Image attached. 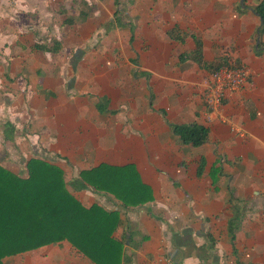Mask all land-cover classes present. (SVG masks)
<instances>
[{
    "label": "crops",
    "instance_id": "crops-1",
    "mask_svg": "<svg viewBox=\"0 0 264 264\" xmlns=\"http://www.w3.org/2000/svg\"><path fill=\"white\" fill-rule=\"evenodd\" d=\"M259 2L0 0V166L46 160L83 205L119 211L121 264H264ZM221 58L249 77L210 109L203 63ZM193 123L208 129L199 146L170 127ZM101 165L137 174L134 203L68 184ZM3 262L95 264L67 241Z\"/></svg>",
    "mask_w": 264,
    "mask_h": 264
},
{
    "label": "trees",
    "instance_id": "trees-1",
    "mask_svg": "<svg viewBox=\"0 0 264 264\" xmlns=\"http://www.w3.org/2000/svg\"><path fill=\"white\" fill-rule=\"evenodd\" d=\"M254 11L261 19V32L264 30V0H260ZM189 55L201 61L199 43ZM224 63L226 60L221 58L203 64L215 70ZM170 127L183 142L193 146L208 139V129L202 125L172 124ZM136 175L127 166L101 165L81 171L79 178L68 184L73 188H86L88 183L129 204L134 203L130 196L138 194L134 188L138 180L132 178ZM239 220V215L230 220L229 233L238 227ZM123 225L119 211L107 210L96 203L89 207L83 205L67 189L63 170L51 162L31 158L23 176L0 166V264H5L3 259L7 256L60 241H67L95 264H121L127 235Z\"/></svg>",
    "mask_w": 264,
    "mask_h": 264
},
{
    "label": "built area",
    "instance_id": "built-area-1",
    "mask_svg": "<svg viewBox=\"0 0 264 264\" xmlns=\"http://www.w3.org/2000/svg\"><path fill=\"white\" fill-rule=\"evenodd\" d=\"M249 77L244 65H222L203 80L204 103L207 108L215 109L221 105L226 92H236L243 88Z\"/></svg>",
    "mask_w": 264,
    "mask_h": 264
},
{
    "label": "rangeland",
    "instance_id": "rangeland-1",
    "mask_svg": "<svg viewBox=\"0 0 264 264\" xmlns=\"http://www.w3.org/2000/svg\"><path fill=\"white\" fill-rule=\"evenodd\" d=\"M24 172H22V173H20L21 175L23 174ZM12 260V259H11ZM8 263H9V261H8ZM46 263V262H45Z\"/></svg>",
    "mask_w": 264,
    "mask_h": 264
}]
</instances>
